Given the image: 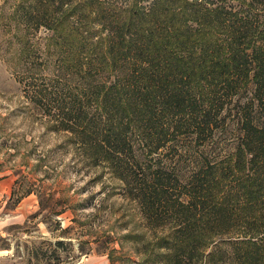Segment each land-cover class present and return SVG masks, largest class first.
<instances>
[{
  "label": "trees",
  "instance_id": "16d2710c",
  "mask_svg": "<svg viewBox=\"0 0 264 264\" xmlns=\"http://www.w3.org/2000/svg\"><path fill=\"white\" fill-rule=\"evenodd\" d=\"M15 19L24 109L163 230L161 264H264V0H23Z\"/></svg>",
  "mask_w": 264,
  "mask_h": 264
},
{
  "label": "rangeland",
  "instance_id": "374dc122",
  "mask_svg": "<svg viewBox=\"0 0 264 264\" xmlns=\"http://www.w3.org/2000/svg\"><path fill=\"white\" fill-rule=\"evenodd\" d=\"M21 1L0 0V179L10 177V185H0V264H161L156 239L163 230L146 229L137 204L118 194L121 184L106 168L89 167L65 148L56 152L64 137L24 109L11 56L23 32L15 19ZM233 133L219 137L214 154L230 150ZM17 179L34 192L16 202ZM59 239L71 242L70 254L56 259L36 251Z\"/></svg>",
  "mask_w": 264,
  "mask_h": 264
},
{
  "label": "crops",
  "instance_id": "0c3cea01",
  "mask_svg": "<svg viewBox=\"0 0 264 264\" xmlns=\"http://www.w3.org/2000/svg\"><path fill=\"white\" fill-rule=\"evenodd\" d=\"M2 184H8V185H10V177L9 176H6L3 179H0V185H2Z\"/></svg>",
  "mask_w": 264,
  "mask_h": 264
}]
</instances>
